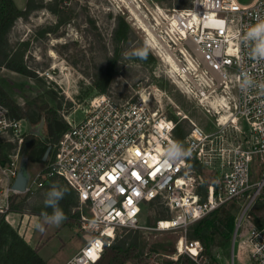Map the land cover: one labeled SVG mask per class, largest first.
Returning a JSON list of instances; mask_svg holds the SVG:
<instances>
[{
    "label": "built area",
    "instance_id": "built-area-1",
    "mask_svg": "<svg viewBox=\"0 0 264 264\" xmlns=\"http://www.w3.org/2000/svg\"><path fill=\"white\" fill-rule=\"evenodd\" d=\"M260 19L264 0H192L187 7L162 9L155 20L181 73L187 74L192 94L200 100L219 91L226 98L223 121L215 109H204L214 117L215 131L206 132L187 118L189 129L180 142L190 150L187 158L164 163V148L178 141V120L152 109L149 95L118 102L95 94L74 110L82 109L80 121L65 118L67 129L47 145L49 151L41 157L45 165L24 191L32 194L47 179L57 178L74 192L71 212L83 244L63 264H93L122 229L176 231L175 258L187 255L195 264H207L202 243L188 239L186 230L233 200L239 207L232 243L238 241L240 254L252 264H264V224L251 223L252 207L264 199V60L252 58L242 40ZM246 78L251 83L242 89ZM25 132L24 118L11 117L0 104V160H5L0 213L8 207L7 196L18 193L10 184ZM194 161L215 175L213 182L204 183ZM156 201L167 215L147 227L139 215L146 203Z\"/></svg>",
    "mask_w": 264,
    "mask_h": 264
},
{
    "label": "rangeland",
    "instance_id": "rangeland-1",
    "mask_svg": "<svg viewBox=\"0 0 264 264\" xmlns=\"http://www.w3.org/2000/svg\"><path fill=\"white\" fill-rule=\"evenodd\" d=\"M129 1L132 6L139 4L138 9H134L139 15L138 19L119 0H13L23 14L14 19L7 33V52L33 75L1 67L0 83L8 96L24 112L36 109L43 117L41 112L53 109L58 118L67 123L66 117L74 122L83 118L82 109L74 110L84 107L95 94H106L118 102L149 95L152 109L178 120L176 138L189 129L188 119L206 132L215 131L214 117L204 110L206 104H199L198 97L177 88L168 75L170 67L149 45L142 26L151 29L161 45L171 53V44L164 36L159 37L161 33L156 30L155 20L161 15L157 6L164 10L183 8L189 6L192 0ZM238 1L245 4L251 0ZM140 48L148 49L144 59L132 55L134 50ZM106 74L110 75V81L100 91L97 85ZM178 113L186 118H179ZM24 120L29 130V123L27 119ZM36 126L32 125V135L35 139H44L45 123L39 133L35 131ZM177 140L182 142V139ZM44 165L42 159H28L26 169L30 181ZM200 171L203 179L213 182L215 175L208 168L202 167ZM51 180L53 182L50 183L44 181L43 186L32 194L11 193L6 201L8 204L11 196L9 202L20 204L21 209L13 213L26 221H20L15 226L9 223L31 246L40 245L38 254L44 264H62L81 247L83 241L77 217L71 212L75 196L66 209L60 204L66 212L67 222L65 219L59 226L45 225L43 230L36 227L37 223L43 222V213L50 214V208L44 204L45 193L50 187L55 184L66 188L65 197L69 193V187L61 179ZM33 211L40 215L32 214ZM166 215L167 210L162 203L148 202L142 208L139 222L152 227L157 219ZM32 218L37 219L34 224L30 221ZM251 220L255 226L264 222L263 198L258 199L252 207ZM189 227L186 230L187 238ZM118 234L116 243H136L138 254L154 263L173 264L182 256L175 258L174 254L179 236L176 231L122 229ZM240 238L238 236L237 240ZM240 253L238 241L233 245L231 235L227 247L216 245L211 257L206 256L207 264H252L249 258Z\"/></svg>",
    "mask_w": 264,
    "mask_h": 264
},
{
    "label": "trees",
    "instance_id": "trees-1",
    "mask_svg": "<svg viewBox=\"0 0 264 264\" xmlns=\"http://www.w3.org/2000/svg\"><path fill=\"white\" fill-rule=\"evenodd\" d=\"M21 14H23V12L16 7L13 0H0V68L4 67L21 74H30L31 76L33 74L28 72L22 63L16 61L12 56H9L7 52V33L14 19ZM109 81L110 75L106 74L104 80L97 85L98 89L100 91L104 90ZM0 104L8 109L11 117L27 119L29 130L25 132L20 153L27 156L28 159H41L47 145L57 141L60 134L68 127L67 123L58 118L53 109L46 111V113H44V111L41 112L43 117H40L41 114L36 109H30L28 112H24L22 108L8 96L1 83ZM41 118L44 119L46 128L44 139H35L31 133L32 125H38ZM184 135H180V137L176 139L183 140ZM175 137H177L176 131ZM191 165L202 170L201 164L197 161H194ZM50 181L52 180L47 179L45 183H50ZM204 183H208L206 178L204 179ZM10 197L8 198V207L6 211L0 213V264H44L38 254L40 245L31 246L6 220L5 216L7 213L18 212L21 209L20 204L13 205V203L9 202ZM73 197L74 192L69 188L67 197H64L60 201L62 207L66 209L70 206L73 203ZM238 207L237 201H230L222 207L210 212L189 227L190 233L188 234V238L199 240L203 245V254L208 258L211 257L213 248L216 245L227 247L232 235L234 218ZM64 213L66 216V212ZM32 214L40 215L37 211H33ZM67 221L68 219L66 218L65 222ZM263 224L264 222H260L258 226ZM136 247L137 245L134 242L124 245L116 243L115 241L113 245L105 248L103 254L93 264H124L126 262H131L133 264L154 263L140 256ZM179 263L195 264L189 257L184 255L180 256L178 261L173 264Z\"/></svg>",
    "mask_w": 264,
    "mask_h": 264
},
{
    "label": "clouds",
    "instance_id": "clouds-1",
    "mask_svg": "<svg viewBox=\"0 0 264 264\" xmlns=\"http://www.w3.org/2000/svg\"><path fill=\"white\" fill-rule=\"evenodd\" d=\"M242 40L250 47L252 58L264 60V19H260L248 27L247 31L243 34ZM132 55L144 59L148 55V49H136ZM250 83V78H246L241 84V88H246ZM190 154V150L186 149L183 144L178 141H172L164 148L162 156L164 163H168L180 158H187ZM66 192V188L53 184L50 190L45 193L44 204L45 207L51 209V213L45 212L42 214L43 222L36 224L38 229L43 230L45 225L59 226L66 219L65 213L60 207V201L65 197Z\"/></svg>",
    "mask_w": 264,
    "mask_h": 264
},
{
    "label": "bare ground",
    "instance_id": "bare-ground-1",
    "mask_svg": "<svg viewBox=\"0 0 264 264\" xmlns=\"http://www.w3.org/2000/svg\"><path fill=\"white\" fill-rule=\"evenodd\" d=\"M119 1H122L125 4V6L130 10L132 15L136 19H138L139 15L137 14V12L134 9L139 7V4H137V6H132L131 2L129 0H119ZM157 10L162 13V9L159 6H157ZM141 21H142V19H141ZM142 26H143L146 34H147V42L149 43V45L153 49H155V52L161 58V60L163 62L167 63V65L170 67V69L168 70V75L171 78V80L176 84L177 88H179L183 91V93H185V94L188 93L189 95H192L193 90L191 89V86L186 81L187 74L181 73V69L178 67V64L176 63V61L172 57L168 48H164L163 47L164 45L162 46L161 43L159 42L160 40L158 41V39H157L158 36L156 37L152 33L151 29L147 28L145 25H142ZM161 36H163V35L162 34L159 35V37H161ZM225 101H226L225 95L221 92L216 91V92L212 93L211 96L203 94V97L199 100V104L200 103H203V104L207 103L206 107H210L211 109H215L216 113H217L216 116L219 118L220 121H223V119H225L228 116L227 112H225L223 109V105H224Z\"/></svg>",
    "mask_w": 264,
    "mask_h": 264
},
{
    "label": "water",
    "instance_id": "water-1",
    "mask_svg": "<svg viewBox=\"0 0 264 264\" xmlns=\"http://www.w3.org/2000/svg\"><path fill=\"white\" fill-rule=\"evenodd\" d=\"M44 124V119L41 118L38 125L36 126V129L35 131H37L39 133L40 129L42 128ZM49 148L48 147L44 153V156L47 155L48 151H49ZM27 162H28V158L27 156L25 155H21L20 157V161H19V166H18V169H17V174L15 176V178L13 179V181L11 182L10 184V188L18 193H21V192H24L25 191V187H26V184H27V181L29 179V173L26 169V165H27ZM5 163V160L4 159H1L0 160V166H3Z\"/></svg>",
    "mask_w": 264,
    "mask_h": 264
},
{
    "label": "crops",
    "instance_id": "crops-1",
    "mask_svg": "<svg viewBox=\"0 0 264 264\" xmlns=\"http://www.w3.org/2000/svg\"><path fill=\"white\" fill-rule=\"evenodd\" d=\"M25 129H26V127H25ZM26 131H28V128L26 129ZM5 152V151H4ZM3 151H2V153H4ZM75 196V195H74ZM0 203H4V198L0 195ZM32 217H34V216H32ZM5 218H6V220L8 221V222H10L13 226H15V225H17V224H19L20 223V221L22 222L23 221V223L26 221V219H22L21 220V218L17 215V214H15V213H13V212H9V213H7L6 214V216H5ZM38 218V217H37ZM30 221H31V223L32 224H34L36 221H37V219L36 220H34L33 218L32 219H30ZM22 226V225H21ZM71 257V256H70ZM70 257H68L67 259H69ZM66 259V260H67ZM65 260V261H66ZM64 261V262H65ZM63 262V263H64ZM62 263V264H63ZM124 264H133V263H131V262H126V263H124ZM153 264H157V263H153Z\"/></svg>",
    "mask_w": 264,
    "mask_h": 264
},
{
    "label": "snow or ice",
    "instance_id": "snow-or-ice-1",
    "mask_svg": "<svg viewBox=\"0 0 264 264\" xmlns=\"http://www.w3.org/2000/svg\"><path fill=\"white\" fill-rule=\"evenodd\" d=\"M137 155H139V153H137ZM133 175L135 176V175H136V173H133ZM137 178H139V177H137Z\"/></svg>",
    "mask_w": 264,
    "mask_h": 264
}]
</instances>
